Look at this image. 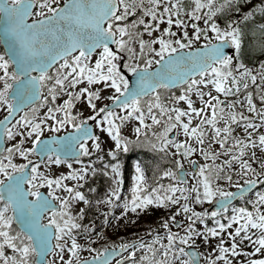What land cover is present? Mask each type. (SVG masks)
Masks as SVG:
<instances>
[{
	"label": "snow or ice",
	"instance_id": "6c2138e0",
	"mask_svg": "<svg viewBox=\"0 0 264 264\" xmlns=\"http://www.w3.org/2000/svg\"><path fill=\"white\" fill-rule=\"evenodd\" d=\"M0 48V264H264V59L246 62L264 56V0H0ZM133 145L156 155L125 192ZM93 203L113 229L164 214L93 247Z\"/></svg>",
	"mask_w": 264,
	"mask_h": 264
},
{
	"label": "trees",
	"instance_id": "16d2710c",
	"mask_svg": "<svg viewBox=\"0 0 264 264\" xmlns=\"http://www.w3.org/2000/svg\"><path fill=\"white\" fill-rule=\"evenodd\" d=\"M2 50V48H0ZM179 89L171 92L178 93ZM163 94H165L164 98H167V94H169L168 90L161 91ZM156 155V153L152 152L149 149H146L144 147H136V146H130L129 151L126 153H122L120 156V159L122 160V175H123V189L126 191L125 187L127 184L131 183V177L135 170V164L139 161L141 162V165L144 164H151L153 161V157ZM164 167H167L166 162H161ZM146 176L149 178V182L151 183L152 180H154L153 172L151 168L146 170ZM94 187L97 189L96 193H88L87 189L88 187ZM110 186V178L105 177L102 173H97L94 177H90L89 180L86 182L85 188L83 189L87 195L90 196L93 201L96 199L102 200L104 195L107 194L108 188ZM261 188V187H260ZM243 203L242 201L239 203V205ZM103 204H100L97 206L95 203L92 204L91 207H86L85 210V217L83 220V223L88 224L89 222L95 224L96 231L104 230L107 231V233L103 236L104 238H107V235H111L116 241H104L102 245L98 244V241L96 240L93 243V247H103L105 245H108L109 247L115 243L119 244L121 242L125 241H131L132 239L136 237H141L145 235L148 228L151 227L153 229H158L160 219L164 214V210L162 209H154L151 214H141L138 219L135 220L134 223L129 222L127 227H120L118 229H113L111 227H106L103 225L102 216L105 212V208L102 206ZM105 207V206H104ZM115 211H119V209H115ZM209 226H213L211 223V220L208 221ZM126 235L128 237L126 238Z\"/></svg>",
	"mask_w": 264,
	"mask_h": 264
},
{
	"label": "rangeland",
	"instance_id": "374dc122",
	"mask_svg": "<svg viewBox=\"0 0 264 264\" xmlns=\"http://www.w3.org/2000/svg\"><path fill=\"white\" fill-rule=\"evenodd\" d=\"M61 3H62V0H61ZM164 25L162 24L161 25V27H163ZM173 27H175V26H173ZM189 31H191V29H189ZM261 59H264V56H261V55H259V54H257V55H255V56H253L250 60H248V61H246L248 64H249V66L250 67H252V66H254L255 68H256V70L257 71H259V66H258V64H256V63H254V62H256V61H258V60H261ZM229 99H231V97L229 98ZM257 101H258V98H257ZM259 102V101H258ZM257 102V103H258ZM180 104H181V106H184L183 105V102H180ZM196 106H199V104L197 103V105ZM78 107H81L82 108V106H80V105H78ZM5 113L2 111V110H0V119H2L3 118V115H4ZM85 114H87V113H85ZM194 123H195V121H194ZM125 131V134H129V129H125L124 130ZM48 133L47 132H45L44 133V135H47ZM17 139H19V137H17ZM102 139H104L105 140V145H104V147H107V145H108V143H110V141L108 140V138L106 137V134H102ZM11 142H15V141H11ZM25 146H28L27 144L25 145ZM197 159L198 160H200V162H203V160H202V158L201 157H199V156H197ZM17 161L19 162V158H17ZM74 167H78V165H76L75 163H74V165H73ZM53 168H55L56 169V171H57V173H59V172H64V171H67V167H66V165H61V166H52ZM188 167V165L186 164L185 165V168H187ZM69 183H72V181H68ZM130 184L131 183H129V184H127V186L125 187V189H126V191L125 192H127V190H128V188L130 187ZM47 191V188L46 187H42L41 189H40V191ZM129 195H130V193H128ZM103 206V208H105L104 206L105 205H102ZM197 209H204L203 208V205H196L195 206ZM160 210V209H159ZM109 216H111V214L109 213ZM182 219H184L183 218V215H178L177 216V220L179 221V220H182ZM185 223H187V221H185ZM197 227H201L200 225H197ZM104 233L106 234L107 233V231L106 230H104ZM145 235H143V236H141V237H144ZM128 237V235H126V238ZM81 243H83V241L81 240L80 241ZM92 246H93V242H92ZM198 246L200 247V250L201 251H203L204 250V248L206 247V245H204V244H200L199 242H198ZM65 255H67V253H65ZM80 255H81V258L82 259H87V258H89V256H90V253L87 251V250H82L81 251V253H80ZM124 258H126L127 259V255H125V257Z\"/></svg>",
	"mask_w": 264,
	"mask_h": 264
},
{
	"label": "water",
	"instance_id": "95a60500",
	"mask_svg": "<svg viewBox=\"0 0 264 264\" xmlns=\"http://www.w3.org/2000/svg\"><path fill=\"white\" fill-rule=\"evenodd\" d=\"M129 75V77H131V75L132 74H128ZM174 89H177V88H173V89H171V90H174ZM89 123H91V122H89ZM26 186V185H25ZM260 187V184H257V185H255L254 186V188L255 189H258ZM41 192H45V191H41ZM239 201V199H236V200H234L233 201V204H235L236 202H238ZM215 207V205L213 204V203H211V202H208V203H205L204 204V208H206V209H208V210H211L212 208H214ZM124 253H118L117 255H114L113 257H112V259L109 261V264H111V262L113 261V260H115L118 256H120V255H123ZM116 264H118V263H116Z\"/></svg>",
	"mask_w": 264,
	"mask_h": 264
},
{
	"label": "flooded vegetation",
	"instance_id": "af4514ba",
	"mask_svg": "<svg viewBox=\"0 0 264 264\" xmlns=\"http://www.w3.org/2000/svg\"><path fill=\"white\" fill-rule=\"evenodd\" d=\"M175 90H177V89L170 90V91H175ZM256 102H258V101H256ZM98 232H100V230H99ZM104 235H105V234H103V236H104ZM107 236H108L107 238H104V237H103V238H101V239H98V240H97V241H98V244H99V245H102L103 242L106 241V240H108L109 242H110V241H113V242L116 241L113 237H111V235H107ZM132 240H133V239H132ZM132 240H131V241H132ZM95 241H96V240H94L93 243H94ZM125 255H126V253H124L122 256L125 257ZM122 256H119L118 258H116L115 260H113V261L111 262V264H116V263H118L119 261H121V257H122ZM119 259H120V260H119Z\"/></svg>",
	"mask_w": 264,
	"mask_h": 264
}]
</instances>
